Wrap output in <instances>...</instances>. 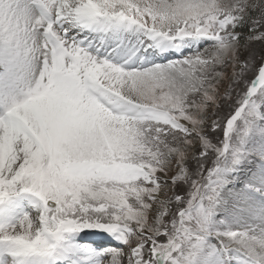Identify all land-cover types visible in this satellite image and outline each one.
Instances as JSON below:
<instances>
[{"label":"snow or ice","instance_id":"6c2138e0","mask_svg":"<svg viewBox=\"0 0 264 264\" xmlns=\"http://www.w3.org/2000/svg\"><path fill=\"white\" fill-rule=\"evenodd\" d=\"M0 264H264L260 0H0Z\"/></svg>","mask_w":264,"mask_h":264},{"label":"rangeland","instance_id":"374dc122","mask_svg":"<svg viewBox=\"0 0 264 264\" xmlns=\"http://www.w3.org/2000/svg\"><path fill=\"white\" fill-rule=\"evenodd\" d=\"M247 26V25H246ZM25 199H27V202H25L23 205H20V212H26L28 210V197H25ZM23 206V207H22ZM83 235V234H81ZM82 241V240H81Z\"/></svg>","mask_w":264,"mask_h":264},{"label":"bare ground","instance_id":"6f19581e","mask_svg":"<svg viewBox=\"0 0 264 264\" xmlns=\"http://www.w3.org/2000/svg\"><path fill=\"white\" fill-rule=\"evenodd\" d=\"M25 202H27V199L23 198L21 201H20V205H23ZM23 207V206H22ZM77 239H81L80 237H77ZM85 240V241H84ZM82 243H92V240L91 239H83Z\"/></svg>","mask_w":264,"mask_h":264},{"label":"trees","instance_id":"16d2710c","mask_svg":"<svg viewBox=\"0 0 264 264\" xmlns=\"http://www.w3.org/2000/svg\"><path fill=\"white\" fill-rule=\"evenodd\" d=\"M260 3H261L262 5H264V0H260ZM257 11H259V9H257ZM253 15H256V13L249 12V19H250V17L253 16ZM244 27H246V23H242V24H241V28H244Z\"/></svg>","mask_w":264,"mask_h":264}]
</instances>
